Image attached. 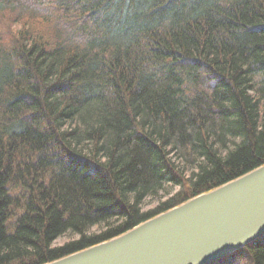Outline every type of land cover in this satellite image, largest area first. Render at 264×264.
Listing matches in <instances>:
<instances>
[{"label": "trees", "instance_id": "obj_1", "mask_svg": "<svg viewBox=\"0 0 264 264\" xmlns=\"http://www.w3.org/2000/svg\"><path fill=\"white\" fill-rule=\"evenodd\" d=\"M262 165L264 0H0V264L61 259ZM211 264H264V236Z\"/></svg>", "mask_w": 264, "mask_h": 264}, {"label": "water", "instance_id": "obj_2", "mask_svg": "<svg viewBox=\"0 0 264 264\" xmlns=\"http://www.w3.org/2000/svg\"><path fill=\"white\" fill-rule=\"evenodd\" d=\"M264 236V165L46 264H211Z\"/></svg>", "mask_w": 264, "mask_h": 264}, {"label": "rangeland", "instance_id": "obj_3", "mask_svg": "<svg viewBox=\"0 0 264 264\" xmlns=\"http://www.w3.org/2000/svg\"><path fill=\"white\" fill-rule=\"evenodd\" d=\"M155 204L154 201H148V204L146 205V207H152ZM69 239V237H62L61 239H59L56 244L58 245H62L65 241H67Z\"/></svg>", "mask_w": 264, "mask_h": 264}]
</instances>
